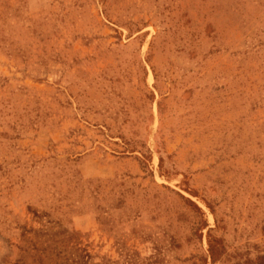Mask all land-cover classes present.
Returning <instances> with one entry per match:
<instances>
[{
  "label": "rangeland",
  "instance_id": "obj_1",
  "mask_svg": "<svg viewBox=\"0 0 264 264\" xmlns=\"http://www.w3.org/2000/svg\"><path fill=\"white\" fill-rule=\"evenodd\" d=\"M0 264H264V0H0Z\"/></svg>",
  "mask_w": 264,
  "mask_h": 264
}]
</instances>
